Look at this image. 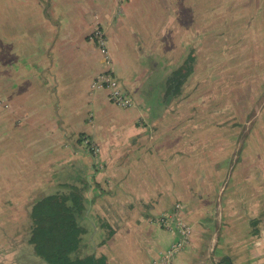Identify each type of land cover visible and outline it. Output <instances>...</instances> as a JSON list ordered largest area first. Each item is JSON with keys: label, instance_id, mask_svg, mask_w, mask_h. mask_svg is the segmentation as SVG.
<instances>
[{"label": "crops", "instance_id": "obj_1", "mask_svg": "<svg viewBox=\"0 0 264 264\" xmlns=\"http://www.w3.org/2000/svg\"><path fill=\"white\" fill-rule=\"evenodd\" d=\"M189 3L185 14L180 2L170 7L165 0H0V99L9 104L0 106V213L21 214L7 239L14 255L24 254L9 256V264H43L28 243L26 213L33 197L57 192L81 199L86 232L79 255L152 264L177 237L181 220L192 236L174 264H261L258 232L238 214L260 216L259 154H252L241 199L221 200L220 178L194 174L206 153L194 151L190 98L195 56L208 51L214 33L224 38L235 15L243 22L246 6L260 13L264 0ZM250 20L242 33L253 35L261 26L255 14ZM97 24L129 106L91 88L106 68L90 37ZM184 61L193 70L182 89L174 72ZM221 92L227 102L229 93ZM80 133L97 147L94 155L77 141Z\"/></svg>", "mask_w": 264, "mask_h": 264}, {"label": "rangeland", "instance_id": "obj_2", "mask_svg": "<svg viewBox=\"0 0 264 264\" xmlns=\"http://www.w3.org/2000/svg\"><path fill=\"white\" fill-rule=\"evenodd\" d=\"M165 1L170 7L173 3L180 2L178 6L185 14L190 7L189 0ZM195 7L199 9L200 6ZM261 7V12L257 13L255 6H246L241 14L244 23L235 15L236 20H230L229 30L225 32L224 38L214 33V41L208 47V51L201 53V56H195L193 63L196 64V68L195 75L192 74L194 78L190 103L193 105V141L198 144L194 151L206 153L203 160L194 164V174L195 176L204 174L207 182L211 175L220 178L221 183L215 186V190L218 185H222L219 196L221 200L225 201L231 194L237 195V200L241 199L239 193L246 185L243 179L252 174L249 171L252 154L254 152L259 154L260 159L257 160L255 169L260 170L259 185L262 196L260 216L258 218L251 214L250 217L240 210L238 214L246 217L245 219L256 228L258 232L256 237L261 244V264H264V41L252 40L251 29H246L242 33L245 26L252 25L250 16L255 14V23H259L261 29L255 30L253 35H261L264 38V6ZM213 13L218 14V11L215 10ZM241 34L250 37L242 39L239 37ZM224 44L230 47L225 49ZM212 66H215L214 71H209ZM204 71L210 72V77L206 81ZM221 91L229 93L227 102L221 103L223 96ZM206 93L211 94L206 97ZM212 106L221 109L215 110L213 117H204L205 113H210L209 108ZM210 122L213 123L212 130L206 132L204 125ZM238 138L240 144L237 143ZM204 142H207V145H204ZM208 199L211 201V198ZM20 216L18 210L0 213V256H4L0 258V262L3 264H9L11 261L9 256H24L23 253L14 255L11 243L7 239L15 231L13 229L15 225L11 224L12 220Z\"/></svg>", "mask_w": 264, "mask_h": 264}, {"label": "trees", "instance_id": "obj_3", "mask_svg": "<svg viewBox=\"0 0 264 264\" xmlns=\"http://www.w3.org/2000/svg\"><path fill=\"white\" fill-rule=\"evenodd\" d=\"M97 27L102 29L98 24ZM252 36V40L264 41L261 35ZM239 37L247 39L250 35L241 34ZM92 40L96 44V39ZM192 70L188 61L182 62L176 69L174 79L179 81L180 88L183 89ZM77 141L82 144L83 149L89 148V151H86L92 153L90 144L93 143L84 133L78 135ZM176 204L180 209L181 203ZM27 209L26 214L30 225L28 243L32 246L34 254L41 258L43 264H105L103 257H96L93 254L79 255L81 236L86 232L82 223V203L79 196L57 192L33 197ZM161 224L165 225L163 222ZM191 236L192 232L190 238Z\"/></svg>", "mask_w": 264, "mask_h": 264}, {"label": "built area", "instance_id": "obj_4", "mask_svg": "<svg viewBox=\"0 0 264 264\" xmlns=\"http://www.w3.org/2000/svg\"><path fill=\"white\" fill-rule=\"evenodd\" d=\"M91 39H96V45L98 46L102 56L104 58V64L106 68L98 73L92 80L91 88L94 89H105L107 90L108 99L119 106H129L132 101L131 98L124 88L120 85L119 80L113 73L111 68L112 57L108 47V40L103 29H99L97 26L92 30ZM0 106L8 108L9 104L0 99ZM92 149V154H95L97 147L94 144H90ZM89 151V148L87 149ZM176 211L179 209V205H175ZM160 222L166 223L167 218H160ZM177 237L173 242L162 251L157 259H155L152 264H174V259L176 254L183 249V247L188 243L191 235V227L187 222L181 221L176 224Z\"/></svg>", "mask_w": 264, "mask_h": 264}, {"label": "water", "instance_id": "obj_5", "mask_svg": "<svg viewBox=\"0 0 264 264\" xmlns=\"http://www.w3.org/2000/svg\"><path fill=\"white\" fill-rule=\"evenodd\" d=\"M35 256H37V255H35ZM40 258V257H39ZM41 259V258H40Z\"/></svg>", "mask_w": 264, "mask_h": 264}]
</instances>
